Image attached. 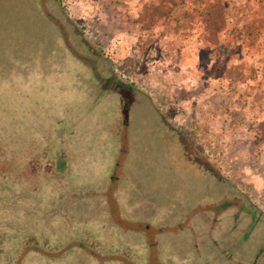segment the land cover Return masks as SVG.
<instances>
[{
    "label": "rangeland",
    "instance_id": "1",
    "mask_svg": "<svg viewBox=\"0 0 264 264\" xmlns=\"http://www.w3.org/2000/svg\"><path fill=\"white\" fill-rule=\"evenodd\" d=\"M119 1L0 0V144L11 156L0 176L11 186L0 185V264H198L194 250L184 260L171 252L173 232L184 227L188 240L206 208L199 234L210 240L221 221L244 225L240 196L202 195L189 209L202 186L156 108L264 212V124L250 131L234 100L206 98L168 68L167 19L143 17L136 0L121 13ZM106 67L137 92L100 95Z\"/></svg>",
    "mask_w": 264,
    "mask_h": 264
},
{
    "label": "crops",
    "instance_id": "2",
    "mask_svg": "<svg viewBox=\"0 0 264 264\" xmlns=\"http://www.w3.org/2000/svg\"><path fill=\"white\" fill-rule=\"evenodd\" d=\"M131 1H119L121 13L126 6L127 12L133 11ZM136 3H142L147 10H143V17L158 19L157 25L160 19H167L169 30L161 35L169 40V62L173 64L168 68H177L191 82L202 86L206 98L217 93L218 101L234 100L239 112L251 117L249 130L256 132L264 124V0ZM243 97L251 105L242 108L237 100L241 103Z\"/></svg>",
    "mask_w": 264,
    "mask_h": 264
},
{
    "label": "trees",
    "instance_id": "3",
    "mask_svg": "<svg viewBox=\"0 0 264 264\" xmlns=\"http://www.w3.org/2000/svg\"><path fill=\"white\" fill-rule=\"evenodd\" d=\"M58 2L60 3V0H58ZM64 14L67 15L66 11L64 12ZM90 54L95 57L103 56V54L99 52L95 53L94 49L93 51H90ZM130 85L133 86V84L131 83ZM95 96L97 97V94H95ZM143 100L150 101L147 95L146 99ZM143 100H140L138 103H142ZM151 105L154 107L153 104ZM156 109L161 115V122L168 126V129H170V133L168 134H170L171 137H174V139L178 141L182 155L185 156V158L192 165H194L197 178L202 186L201 191L197 192L199 198L195 199V201L193 200V206H189V209L191 207H196V204H200L202 195L205 196V200H208L209 197H220L232 194L241 197V206L250 215L244 225L240 224V220L237 219L232 220L227 224H225L224 221L219 222V225L214 228L213 231H215V234L212 236V240H210L209 236L199 234L201 232V229L206 226L204 224H208L207 222L209 220V209L206 208V213L202 214L203 211H201L200 213L195 215L194 221L189 224V227L193 229V234L190 238H188V240L185 239L184 231H180L184 227L173 232L172 236H170V238L167 240L171 252L177 255L180 260H184L189 257L190 251L194 250V260L198 259V264H231L232 260L236 261V263L234 264H255L257 261H259V264H264L263 210L255 201L250 198V195L245 190H243L234 182L230 181L229 177L226 174H223L221 168L218 165L214 164L207 157L194 152L190 148L191 145L181 128L169 122L164 113L159 108ZM10 164L11 156L9 155L8 149L7 147L0 144V176L5 177L4 175L7 173V169L10 167ZM9 184V181L5 178L0 185L7 186L11 189V186ZM32 189V192L36 194H32L34 200L36 202H40L41 198L38 195L39 186L37 180L32 185ZM195 191H197V189ZM22 199L28 202L26 193L22 195ZM1 201L2 193H0V202ZM102 201L103 200L101 198H96V200L91 204L97 205ZM19 202L21 206L25 204L21 201ZM225 204L228 203L220 204V207L224 208V210L229 205H235L236 203H234V201H231V203H229L228 205ZM13 209L15 208L9 207L8 211H11ZM256 211H259L261 213L258 218L254 216ZM17 212L18 211L16 209V213ZM185 213L186 212L184 211L177 213L176 217L178 218V220L176 223H180L178 221L185 217ZM96 214L97 213H94V215ZM227 216L230 215L228 214ZM232 218L234 219L235 216ZM4 219L5 217L3 218V220ZM185 244H187V247ZM5 248L10 249L11 245L5 244ZM204 254H207V257H203ZM201 258H204L203 263L200 262Z\"/></svg>",
    "mask_w": 264,
    "mask_h": 264
},
{
    "label": "flooded vegetation",
    "instance_id": "4",
    "mask_svg": "<svg viewBox=\"0 0 264 264\" xmlns=\"http://www.w3.org/2000/svg\"><path fill=\"white\" fill-rule=\"evenodd\" d=\"M98 82L101 87V94L105 93H120L119 89L125 88L133 92L134 94L137 92L123 77L119 76L114 69L104 68L103 72H101L98 77ZM140 100H138L139 102Z\"/></svg>",
    "mask_w": 264,
    "mask_h": 264
}]
</instances>
